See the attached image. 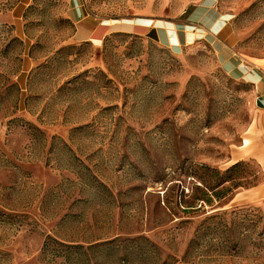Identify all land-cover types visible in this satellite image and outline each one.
<instances>
[{
  "label": "rangeland",
  "instance_id": "374dc122",
  "mask_svg": "<svg viewBox=\"0 0 264 264\" xmlns=\"http://www.w3.org/2000/svg\"><path fill=\"white\" fill-rule=\"evenodd\" d=\"M81 1L155 34L74 42L71 0L0 21V264H264V200L234 199L264 172L231 169L264 120L242 76L264 72V0Z\"/></svg>",
  "mask_w": 264,
  "mask_h": 264
},
{
  "label": "crops",
  "instance_id": "0c3cea01",
  "mask_svg": "<svg viewBox=\"0 0 264 264\" xmlns=\"http://www.w3.org/2000/svg\"><path fill=\"white\" fill-rule=\"evenodd\" d=\"M32 2L33 0H19L17 4L13 8L11 7L8 11H0V21L2 19H8L12 22L13 19L14 23H16V19L22 18V15L18 13V10L23 9L24 11V9L32 5ZM70 12L71 19L76 23V29L73 35L74 42H84L95 46L99 43H103L108 36L116 32L155 34V31L150 30L151 25H149V22L151 21L147 19H138L136 23H114L113 21L97 19V17L88 10L86 2L82 3L81 0H71ZM215 27L218 35L223 33L226 25L224 26L222 22L217 21ZM229 36L231 35L229 34ZM229 36L225 37L222 35L220 37L223 38V40H227V38L229 39ZM228 42L229 41L226 43L227 45L230 44V42ZM216 52L231 73L232 71L237 73V71L241 70L240 66L243 64V60L241 58L238 59L233 57L224 48L223 44H220L219 47H217ZM259 65L264 68V59H261L258 62V65L255 64L253 67L261 69ZM242 76H245L244 78H247L248 81L253 84L255 106L264 114V72L249 67ZM250 159L256 160L261 165L264 172V120L261 123H254L245 133L242 144L235 151L232 161L235 164ZM234 199L236 204L264 200V179L261 183L255 186L237 192Z\"/></svg>",
  "mask_w": 264,
  "mask_h": 264
},
{
  "label": "trees",
  "instance_id": "16d2710c",
  "mask_svg": "<svg viewBox=\"0 0 264 264\" xmlns=\"http://www.w3.org/2000/svg\"><path fill=\"white\" fill-rule=\"evenodd\" d=\"M112 35V34H111ZM240 162H238V163H235V164H233L232 165V167H231V169H233V168H236L237 166H239L238 164H239ZM231 169H229L227 172H229ZM228 181H231V178H224V179H222V181L220 182V184L219 185H222V184H224L225 182H228ZM201 200V202H200V207H202L203 206V204L204 203H206V202H208L209 200H206V199H204V198H202V199H200ZM205 233V228L203 229V234ZM198 237V236H197ZM195 239H198V238H195ZM194 241V240H193ZM134 242H136V241H133V242H131L130 244H128L127 246H125L124 248L128 251V249H130V252L129 253H132V254H139V253H141L142 251H143V249L146 247V245L145 246H139V247H137V245L134 243ZM45 246H46V244H45ZM76 247H82V246H76ZM156 248L155 247V245L154 244H151L150 245V248ZM112 250H116V248L115 247H112ZM128 253V252H127ZM65 260H70L68 257H65Z\"/></svg>",
  "mask_w": 264,
  "mask_h": 264
},
{
  "label": "bare ground",
  "instance_id": "6f19581e",
  "mask_svg": "<svg viewBox=\"0 0 264 264\" xmlns=\"http://www.w3.org/2000/svg\"><path fill=\"white\" fill-rule=\"evenodd\" d=\"M248 140V139H247Z\"/></svg>",
  "mask_w": 264,
  "mask_h": 264
}]
</instances>
